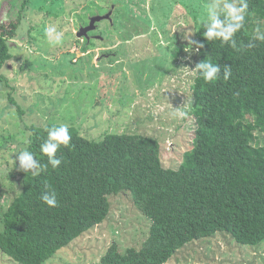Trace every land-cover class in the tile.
Instances as JSON below:
<instances>
[{"label":"rangeland","instance_id":"1","mask_svg":"<svg viewBox=\"0 0 264 264\" xmlns=\"http://www.w3.org/2000/svg\"><path fill=\"white\" fill-rule=\"evenodd\" d=\"M211 0H27L12 57L0 82V231L2 214L22 191L23 173L11 164L29 145L32 126L49 123L76 127L90 139L107 133H134L159 140L166 167L180 166L194 141L196 126L190 73L198 51L179 42L189 29L192 40L203 26ZM22 0H0V22L18 19ZM12 9V11H11ZM87 42L78 37L94 15ZM64 31L60 45L47 42L45 29ZM178 33V35H177ZM188 41V40H187ZM192 49V51H191ZM188 110L187 118L173 113ZM252 120L253 117L250 116ZM254 144H264L261 128ZM110 197L102 223L76 238L44 264H101L116 243L121 251L140 248L151 220L130 191ZM0 264H21L0 248ZM165 264H264V240L242 244L226 231L195 239Z\"/></svg>","mask_w":264,"mask_h":264},{"label":"trees","instance_id":"2","mask_svg":"<svg viewBox=\"0 0 264 264\" xmlns=\"http://www.w3.org/2000/svg\"><path fill=\"white\" fill-rule=\"evenodd\" d=\"M18 19L0 22V82L2 68L12 57L15 38L26 7ZM245 26L235 34L247 44L253 29L264 28V0H248ZM12 11V9H11ZM203 26L195 41L204 43L199 61L232 66V76L192 83L190 112L196 126L192 147L178 167H166L159 140L134 133H107L103 139L83 136L69 126V146L40 176L23 173L22 191L2 214L0 248L21 264H44L73 240L102 224L111 211L110 197L130 191L136 206L151 220L150 233L140 248L121 251L113 243L101 264H165L184 245L219 231L242 244L264 240V144L256 145L255 130L264 133V43L237 51L219 40L207 41ZM253 117L254 120L250 118ZM53 125L32 126L27 149L47 163L39 145ZM47 182L57 193L58 206L40 200Z\"/></svg>","mask_w":264,"mask_h":264},{"label":"clouds","instance_id":"3","mask_svg":"<svg viewBox=\"0 0 264 264\" xmlns=\"http://www.w3.org/2000/svg\"><path fill=\"white\" fill-rule=\"evenodd\" d=\"M206 16L202 18V25L205 31L202 35L207 41L219 40L222 45H229L237 51L247 50L256 46V41L264 43V28L260 24L252 31V36L247 44H237L235 34L245 26L246 16L248 14V0H211L205 6ZM193 31L189 29L184 33V38L189 41L190 45H196V50L204 47V43L192 40ZM47 42L50 45H60L64 40V31L58 30L55 26H48L45 29ZM192 51V49H191ZM227 82L232 76V66L225 64L223 70L221 65L214 64L211 60L204 59L195 64V68H191L190 73L197 74L203 78L205 82L212 83L221 78ZM178 118H187L188 110L177 108L173 113ZM47 132L46 139L39 145L40 152L47 156V163L41 164L40 160L27 148L19 151L15 158L11 161L14 168L19 162V169L25 173L31 172L32 176H40L51 165L53 169H58L63 163L62 157L57 156L58 149L63 145L69 146L72 139L69 126L61 123L53 125L45 129ZM44 191L40 195V200L49 208L58 206L57 193L54 188L47 182L44 184Z\"/></svg>","mask_w":264,"mask_h":264},{"label":"water","instance_id":"4","mask_svg":"<svg viewBox=\"0 0 264 264\" xmlns=\"http://www.w3.org/2000/svg\"><path fill=\"white\" fill-rule=\"evenodd\" d=\"M111 14H112V10L109 11L107 14L104 15H94L91 17L90 20V24L84 27H81L80 31L77 33L78 37H82V36H88V32L94 28H96V22L106 19V18H111ZM178 35V33H177ZM179 38V42L183 43L185 45H190L189 41L187 40H182L181 37L178 35ZM193 40H195V38H193ZM195 49H196V45H192Z\"/></svg>","mask_w":264,"mask_h":264},{"label":"flooded vegetation","instance_id":"5","mask_svg":"<svg viewBox=\"0 0 264 264\" xmlns=\"http://www.w3.org/2000/svg\"><path fill=\"white\" fill-rule=\"evenodd\" d=\"M90 33H88V36H84L85 37V39L87 40V42H89L92 38L91 37H93V36H91V35H89ZM191 47H192V45H191Z\"/></svg>","mask_w":264,"mask_h":264}]
</instances>
